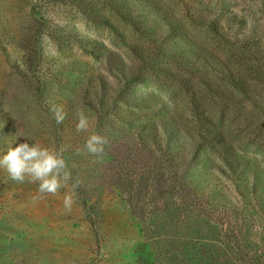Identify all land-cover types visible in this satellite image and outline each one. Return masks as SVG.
<instances>
[{"label":"rangeland","instance_id":"374dc122","mask_svg":"<svg viewBox=\"0 0 264 264\" xmlns=\"http://www.w3.org/2000/svg\"><path fill=\"white\" fill-rule=\"evenodd\" d=\"M24 137L71 179L0 170V264H264V0H0V154Z\"/></svg>","mask_w":264,"mask_h":264},{"label":"clouds","instance_id":"9594fccd","mask_svg":"<svg viewBox=\"0 0 264 264\" xmlns=\"http://www.w3.org/2000/svg\"><path fill=\"white\" fill-rule=\"evenodd\" d=\"M57 123L64 120L62 109H54ZM78 122L77 131H88L90 127L89 117L83 112L76 113ZM24 142L14 141L12 145L0 154V170L6 171L12 181L23 183L39 184L41 193L57 194L62 188H68L71 173L67 169V163L63 157V149L53 150L43 147L39 143L24 137ZM108 144L106 137L93 134L88 137L84 148L96 158H103L105 147ZM15 145V146H14ZM79 152V150H77ZM77 184L71 186L70 191L65 192L63 206L66 210H71L75 203V191Z\"/></svg>","mask_w":264,"mask_h":264}]
</instances>
